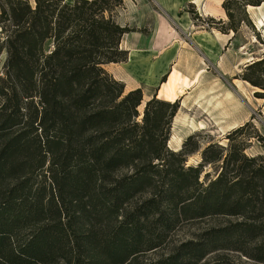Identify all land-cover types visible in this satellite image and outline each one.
I'll return each instance as SVG.
<instances>
[{"label":"trees","instance_id":"1","mask_svg":"<svg viewBox=\"0 0 264 264\" xmlns=\"http://www.w3.org/2000/svg\"><path fill=\"white\" fill-rule=\"evenodd\" d=\"M237 1L223 2L229 21L194 18L236 34L233 6L264 0ZM124 7L0 0V264H199L222 248L264 263V153L249 155L246 138L253 128L264 146L255 116L187 165L195 136L168 146L180 100L155 95L141 113L142 88L127 91L106 68L128 59L122 38L138 30L118 22ZM239 76L264 98V56ZM216 215L228 219L167 257L140 260L184 220Z\"/></svg>","mask_w":264,"mask_h":264},{"label":"rangeland","instance_id":"2","mask_svg":"<svg viewBox=\"0 0 264 264\" xmlns=\"http://www.w3.org/2000/svg\"><path fill=\"white\" fill-rule=\"evenodd\" d=\"M29 1L32 4H35V0H29ZM68 1H72V0H68ZM144 1H147L148 3L147 7H150L151 9H155V10H161L157 0H128V3L131 6H134L133 2L136 5H138V2H144ZM196 1L197 2L194 6L195 7L194 9L202 17H207L203 7L209 8L210 9L209 11L211 10L214 11L215 9L222 7V2H221L222 0H196ZM233 1L238 2L237 0H233ZM188 8L192 9L193 7L185 5V10ZM118 10L123 11V8H119ZM140 10H142V7L140 8ZM233 11H234L235 19L237 21L238 20L240 21V27L238 32H236V36H235L236 38L234 39V41L231 42L229 48L226 49V52L223 51L224 52L223 55L222 54L220 55L221 58L225 59L226 64L230 68H228L226 72L224 71L218 72L216 70L217 61L215 59L211 61L209 63V67L212 68L210 78L204 82V85L201 88L200 87L198 89L196 88L197 92L195 94V97H193L191 100V102H194L195 99H200L201 97H205L204 98L205 100L203 101H207V102L202 107H204L205 109L209 108V111L212 113V118L214 119L212 120L215 123L210 122L207 120V118L203 117V111H197L196 109L192 110L191 108L188 110L187 108L182 107V105H181V109L177 114L179 115V118L182 117L185 118L187 117L185 116V114H188L189 116H192L197 120L206 119L207 124L205 129L196 130L190 134L188 133V131H190V128H186L188 126H185L186 124H184L180 120L176 121L174 118L172 123L170 140L174 135L175 137L183 136L182 145L179 149H177V144L175 142V139L172 141V145L170 147L173 150L175 151L180 150L183 146V143L185 142V140L188 138L189 135L195 136L193 143L190 144L189 148L193 147L194 143L198 142L200 144L199 151H196L189 155L187 165H198L202 161V150L207 145L211 143H218L226 146L229 143L227 134L231 130L221 128V133H220V131L217 129L218 126H216L218 124L220 126L222 125V122L224 123L226 122V120L222 116V115L226 116L225 112L224 113L222 111L218 112V110L216 109V107H218L219 105H221V107H224L223 101L226 102L225 109H227L228 111L238 112L237 107L240 106L243 108L244 113H250V119L252 118V116H255V118L253 119V123L255 127L258 128L259 133L264 135V98L257 97L255 95V91L262 92L263 90L254 88L255 86L251 85L250 83L246 84L245 81L241 79L239 76L242 74L247 64L253 62L254 60H259L264 56V25L258 23L257 21L258 16L256 10L251 9L252 12L251 11L249 12L248 6L245 7V11H244V9L236 8L235 5L233 6ZM180 13H181V17L179 19L180 23L185 24L186 19L187 21H190L188 15L185 12L181 11ZM245 13H247L249 17L247 22L241 21L243 18L246 17ZM136 15H137L136 11L135 12L129 11L127 14L124 13L123 21L125 23L126 22L135 23L136 18L134 17H136ZM147 17L143 21H141L142 24L139 25L141 26V30H144V32H148L151 28L150 15ZM226 20L229 21L228 16ZM199 21L201 24L203 23L202 20ZM171 22L173 23V26L179 30V26L177 25V20L176 21L172 20ZM190 24L191 27L181 31L182 32L181 36L183 41L184 40L189 41V38H192L193 32H195V30L198 29L197 26L195 25L193 26L192 23ZM131 28H137V24L131 25ZM5 36L6 33L2 32L0 28V43L2 41L1 39L4 38ZM139 52L145 54V56L147 57L149 56L148 54H150L149 51H145L144 49L139 50ZM6 56L7 54L5 49L0 51V74L3 73L2 66L5 63ZM247 58H252V59L247 61ZM122 67H124V65L121 63L115 65L113 64L109 66V70H111L113 74H116L117 77H122L125 80L129 81L127 76L128 73L126 74L125 69ZM171 74L172 71L170 72L169 75L164 74L162 76H158L157 79H153L152 82L154 84L151 87L143 86V90L146 92V97L144 103L139 108L141 113L144 110V106L148 97L154 94V92H157L160 82H162V84L159 92L161 96H167L166 84L164 85L163 79H165L166 81L170 80L169 78ZM180 74L183 73L181 72ZM198 75H196L195 78L196 77L198 78ZM236 79H238L239 81L241 80L244 81L239 87L240 89H238L235 86L239 84V81ZM137 81L138 82L135 83L136 81L134 80V82L130 84L133 86L142 84L140 83L141 82L140 80ZM178 98L181 100L180 103H182V99L185 100L184 96ZM178 98H176L174 101L179 100ZM214 98L216 99L215 102L212 101ZM160 99L163 98L161 97ZM187 106L189 107L188 104ZM223 125H227V124H223ZM254 132L255 130L253 128H250L248 129V133H247L248 136H246V138H250V140L248 141L249 147L247 149V153L249 155L264 153L263 143H261L258 139H256L253 136L250 137V135H254ZM168 143H170V141ZM206 171H211V177H215L217 175V171L214 170L213 166L211 165L205 167L204 172ZM227 219L228 218L223 217L222 215H216V216L193 219V220H186V221L184 220L171 233L168 242L165 245L155 250L148 251L145 254H142L140 256V260L146 262L151 260H157L162 257H167L168 255L173 253L182 242L190 239H197L198 236L202 234L204 231L210 229L211 227L222 225L227 221ZM199 264H264V263L252 259L248 256H245L240 251L222 248L208 254L206 258L203 259Z\"/></svg>","mask_w":264,"mask_h":264},{"label":"crops","instance_id":"3","mask_svg":"<svg viewBox=\"0 0 264 264\" xmlns=\"http://www.w3.org/2000/svg\"><path fill=\"white\" fill-rule=\"evenodd\" d=\"M157 2L161 10H155L147 7V1L138 2V5L133 2L134 6H131L128 3V0H124L125 7L123 8V11L119 12L117 20L123 26L131 27V25L137 24L138 30L126 33L122 38L121 47L128 51V59L124 62L109 63L106 65V68L109 70V66L113 64L115 65L121 63L124 65L122 68L125 69L126 74L128 73L127 76L130 82L122 77H117V75L113 74L111 70L109 71L118 80L125 83L127 91L135 88H142L143 90V86L151 87L154 84L152 82L153 79H157L158 76H162L164 74L169 75L172 71L169 78L170 80L166 82L164 81V85L166 84L167 96H161L159 91L162 82H160L157 92H154V94L149 96L148 99L157 95L165 100L174 101L176 98L184 96L185 100L182 99V107L187 108L188 110L191 108L192 110L196 109L197 111H203V117L207 118L208 121L213 122L214 119L212 118V113L209 111V108L205 109L202 107L207 102L203 101L205 100V97L195 99L194 102H191V100L195 97L197 89L199 87L201 88L204 85V82L210 78L212 68L209 67V63L211 61L214 59L217 61L216 70L218 72H226L228 68H230L226 64L225 59L221 58L220 55H223V51L226 52V49L229 48L231 42H233L236 38V34L234 31L224 33L217 28L203 27L200 21L194 18L195 13L199 14L194 9L197 2L196 0H157ZM221 2L222 7L217 8L214 11H209V8L203 7L206 16L226 20L227 13L223 7L224 0ZM185 5L192 6L193 8L185 10ZM141 7L142 10H140ZM129 11L137 12L136 17H134L136 18L135 23H125L123 21L124 13L127 14ZM181 11L185 12L190 19V21H187L186 19L185 24H182L179 21ZM248 11L250 12L251 10L248 9ZM149 15L151 18V28L148 32H144L141 30V26L139 25L142 24L141 21ZM172 20H177L179 30L173 26V23L171 22ZM190 23H192L193 26H197L199 30L196 29L195 32H193L192 38H189V41H183L181 31L191 27ZM142 49L150 52L148 57L139 52V50ZM249 59L251 58H247V61ZM181 72L183 74H180ZM196 75H198V78H195ZM136 79L140 80V83L142 84L134 86L131 85L130 83H133L134 80L136 81L135 83L138 82ZM235 86L240 89L238 84ZM143 94L145 100L146 92L144 90ZM215 100L216 99L214 98L212 101L215 102ZM223 103L224 107H221V105L216 107L218 112L222 111L226 114V116L222 115L226 122H222V125L220 126L219 124L216 125L218 126L217 129L220 133L221 128L232 130L233 128L250 120V113H244L242 107H237L238 112H231L225 109L226 102L223 101ZM186 115L189 118H179V115H177L175 120L187 121V119H194L196 122L205 121L207 123L206 119L197 120L188 114H185V116ZM184 124H186L185 126H188L187 123ZM186 128H190V131H188L190 134L194 131L189 126Z\"/></svg>","mask_w":264,"mask_h":264},{"label":"bare ground","instance_id":"4","mask_svg":"<svg viewBox=\"0 0 264 264\" xmlns=\"http://www.w3.org/2000/svg\"><path fill=\"white\" fill-rule=\"evenodd\" d=\"M248 9H252V10H256V12H257V18H258V23L259 24H263L264 25V2L262 3V5H260V6H252V5H250V6H248ZM252 59V58H251ZM254 59V58H253ZM250 60V59H249ZM248 60V61H249ZM243 82L242 81H239V87L241 86V84H242ZM246 84H249L248 82H246ZM243 86V85H242ZM187 116V115H186ZM181 122H184V123H187V125L189 126V127H191V129H193L194 131H196V130H200V129H205V127H206V122L205 121H198V122H196V121H194V119H187V121H185V120H182ZM175 139V142H176V144H177V149H179L180 147H181V145H182V141H183V136L181 137V136H179V137H175V135L172 137V139L170 140V146L172 145V141Z\"/></svg>","mask_w":264,"mask_h":264},{"label":"water","instance_id":"5","mask_svg":"<svg viewBox=\"0 0 264 264\" xmlns=\"http://www.w3.org/2000/svg\"><path fill=\"white\" fill-rule=\"evenodd\" d=\"M223 145V144H222ZM170 147V145H168ZM171 148V147H170ZM172 149V148H171Z\"/></svg>","mask_w":264,"mask_h":264}]
</instances>
